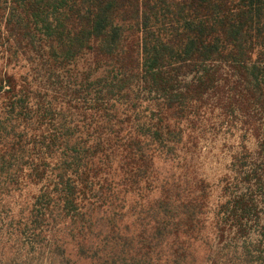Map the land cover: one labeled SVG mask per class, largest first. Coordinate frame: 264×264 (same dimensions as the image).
<instances>
[{"label":"trees","instance_id":"1","mask_svg":"<svg viewBox=\"0 0 264 264\" xmlns=\"http://www.w3.org/2000/svg\"><path fill=\"white\" fill-rule=\"evenodd\" d=\"M0 264H264V0H0Z\"/></svg>","mask_w":264,"mask_h":264},{"label":"rangeland","instance_id":"2","mask_svg":"<svg viewBox=\"0 0 264 264\" xmlns=\"http://www.w3.org/2000/svg\"><path fill=\"white\" fill-rule=\"evenodd\" d=\"M217 113V112H215ZM213 129H208L206 136L198 146L196 162L198 173L213 181L217 180L228 163L232 152L240 144L241 130L238 121L237 128L220 125L219 120L213 118Z\"/></svg>","mask_w":264,"mask_h":264}]
</instances>
